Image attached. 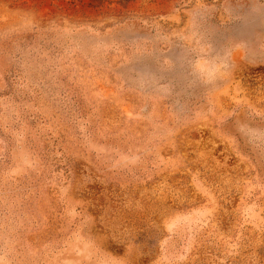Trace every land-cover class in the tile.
Segmentation results:
<instances>
[{
	"label": "rangeland",
	"instance_id": "374dc122",
	"mask_svg": "<svg viewBox=\"0 0 264 264\" xmlns=\"http://www.w3.org/2000/svg\"><path fill=\"white\" fill-rule=\"evenodd\" d=\"M0 264H264V0H0Z\"/></svg>",
	"mask_w": 264,
	"mask_h": 264
}]
</instances>
